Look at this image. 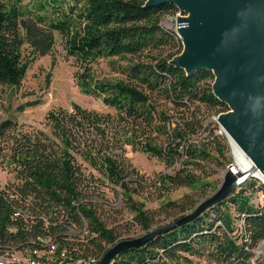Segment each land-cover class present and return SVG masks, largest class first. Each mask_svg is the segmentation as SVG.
<instances>
[{
    "label": "trees",
    "instance_id": "1",
    "mask_svg": "<svg viewBox=\"0 0 264 264\" xmlns=\"http://www.w3.org/2000/svg\"><path fill=\"white\" fill-rule=\"evenodd\" d=\"M145 2L41 0L33 8L22 0H0V84H20L30 62L52 49V30L62 35L66 53L81 63L101 56L176 47L166 55L148 53L150 60L139 59L125 66L124 77L97 81L93 86L85 78L89 73L84 72L79 82L83 90L101 97L113 110L88 109L76 102L71 107H53L46 112L49 132L23 128L12 118L0 121V163H10L18 180L0 188V250L18 243L30 246L29 238L38 231L55 230L51 224L44 227L37 218L27 227L15 222L17 229L11 231L13 204L23 200L35 211L46 213L62 202L76 221L84 219L88 228L86 239L74 242L78 252L105 251L120 238L117 230L100 218L95 200L87 193L88 183L98 177L120 187L136 221L147 227L149 216L130 189L131 180L141 185L144 180L131 177L125 144L158 157L166 166L182 157L179 170L156 179L165 187L193 185L199 180L196 169L215 157L211 151L224 155L227 144L225 137L215 132L217 124L210 129V142L192 137L209 116L200 104L213 109L212 114L228 109L213 92L214 73L200 68L188 74L170 61L181 51L182 43L160 19L165 9L178 7ZM62 4L66 8L58 16L46 13L50 5L55 9ZM86 165L100 176L86 171ZM241 184L194 217L139 245L120 249L108 264H253L252 248L264 238V209L251 197L256 190H264V183L251 177ZM59 238L61 244L68 243ZM258 264H264V259Z\"/></svg>",
    "mask_w": 264,
    "mask_h": 264
},
{
    "label": "rangeland",
    "instance_id": "2",
    "mask_svg": "<svg viewBox=\"0 0 264 264\" xmlns=\"http://www.w3.org/2000/svg\"><path fill=\"white\" fill-rule=\"evenodd\" d=\"M40 1L22 0V3L34 8ZM64 8H66L64 4L55 9L50 5V9L46 13L58 16ZM179 16H186V14L180 13L179 8L165 9L162 21L177 31L180 24ZM52 32L54 34L52 49L45 54L37 55L30 62L20 84L17 86L0 84V121L12 118L19 122L23 128H41L49 132L51 127L46 120V112L53 107H71V103L76 102L88 109L113 110L102 102L101 97L83 90L79 82L84 72L89 73V76L85 78L88 80V84L93 86L97 81L124 77L123 68L139 59L150 60L151 56L148 53L161 52V55H166L176 48L167 45L154 50L146 49L140 54L101 56L90 63H81L73 55L66 53L59 31L52 30ZM179 38L183 49L184 41L180 36ZM200 107L205 109L209 116L203 120L204 126L192 137L210 142L213 135L210 129L214 127V124H217L215 132L225 137L227 146L224 149V155L211 151L215 157L207 160L202 169H196L199 180L193 185L165 187L156 181L162 173L173 174L179 170L182 166V157L172 165L166 166L158 157L149 155L141 149H133L130 144H125L124 154L127 159L125 163L128 169L132 170L131 177H140L145 183L141 185L138 180H131L130 189L133 199L142 201L149 216L147 227H143L136 221L119 186L105 180L102 181L99 177L88 183L87 193L95 200L100 218L107 226H112L117 230L119 238L139 236L190 212L192 208L194 209L218 189L228 171H232L235 178H240V182L233 191L238 190L239 185L242 186V181L251 177L262 181L260 177L251 172L241 171L242 166L240 160L235 156L230 137L227 136L217 120L219 113L212 114L213 109L201 104ZM209 120L213 122L210 123ZM219 140L222 142V138ZM86 166V171L91 170L94 175L100 176L96 169ZM135 169L139 175H135ZM15 178L12 165L5 162L0 163V186ZM259 194L258 192L253 193L252 201L264 203V199H261ZM237 221L239 223V219ZM262 259H264V238L252 248L250 260L253 264H258Z\"/></svg>",
    "mask_w": 264,
    "mask_h": 264
},
{
    "label": "water",
    "instance_id": "3",
    "mask_svg": "<svg viewBox=\"0 0 264 264\" xmlns=\"http://www.w3.org/2000/svg\"><path fill=\"white\" fill-rule=\"evenodd\" d=\"M165 3L186 14L179 16L177 29L184 47L170 61L188 74L212 70L213 92L228 106L217 120L264 175V0H146L145 5ZM239 182L228 171L218 189L193 210L139 236L120 238L95 264H108L120 249L194 217Z\"/></svg>",
    "mask_w": 264,
    "mask_h": 264
},
{
    "label": "built area",
    "instance_id": "4",
    "mask_svg": "<svg viewBox=\"0 0 264 264\" xmlns=\"http://www.w3.org/2000/svg\"><path fill=\"white\" fill-rule=\"evenodd\" d=\"M162 19L163 17L160 22L164 26L173 29L165 24ZM174 31L177 34V31ZM13 181L18 182L16 179L6 181L0 188ZM262 182L264 183V180ZM256 192L260 193L261 199H264L263 189L256 190L254 194ZM15 196L18 197L16 194ZM22 201L14 202L10 212V217L14 220L13 224L9 226L11 231L17 229L15 222H20L22 226L27 227L28 222L37 218L44 222V227L48 228L47 225L51 224L55 230L47 233L38 231L29 238L30 246L24 245V243L5 246L0 250V264H95L102 257L105 251L99 254L78 252L74 242L81 239L85 240L88 235V228L84 219L82 223L76 221L72 211L65 204L59 202L54 206L53 211L46 213L45 211H35ZM254 204L262 206L264 209L263 202L254 201ZM58 236L68 243L61 244Z\"/></svg>",
    "mask_w": 264,
    "mask_h": 264
},
{
    "label": "bare ground",
    "instance_id": "5",
    "mask_svg": "<svg viewBox=\"0 0 264 264\" xmlns=\"http://www.w3.org/2000/svg\"><path fill=\"white\" fill-rule=\"evenodd\" d=\"M224 132L227 134V136L230 137L232 147L235 152V156L240 160L239 162L241 163L242 166L241 171L251 172L256 176L260 177L262 180H264L263 173L257 168V166L252 162V160L244 153V151L237 144V142L225 130Z\"/></svg>",
    "mask_w": 264,
    "mask_h": 264
}]
</instances>
